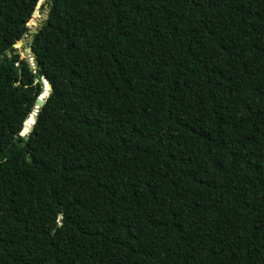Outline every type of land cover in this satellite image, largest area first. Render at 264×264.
Segmentation results:
<instances>
[{"label":"trees","instance_id":"1","mask_svg":"<svg viewBox=\"0 0 264 264\" xmlns=\"http://www.w3.org/2000/svg\"><path fill=\"white\" fill-rule=\"evenodd\" d=\"M38 1L0 0V264H264V0H49L33 68Z\"/></svg>","mask_w":264,"mask_h":264},{"label":"water","instance_id":"2","mask_svg":"<svg viewBox=\"0 0 264 264\" xmlns=\"http://www.w3.org/2000/svg\"><path fill=\"white\" fill-rule=\"evenodd\" d=\"M48 5H50V3L49 4H44L43 5V9H45L46 10V13L45 14H40V17H41V22H42V24L44 23V22H46L47 21V19H48V13H49V6ZM40 6H41V0H39L38 1V3L36 4V7H35V10H34V12H33V14H32V17H31V19L29 20V22L27 23V26L29 27V29H28V32H27V36H25V38L21 41V42H19L18 43V45H22V44H24V45H28V47L27 48H25L24 50H23V55H24V59L34 68V66H35V55H34V53H33V51H32V49H31V47H30V45H31V43H32V41H33V35H35V34H37L38 33V31L41 29V27H42V24L39 26V28L37 29V28H35V27H33V26H31L30 25V23H31V20L33 19V18H35L36 16H38V14H39V8H40ZM36 21L38 20V18H36L35 19ZM16 45H14V47H15ZM16 54V53H15ZM14 54V55H15ZM9 58L11 57V55L8 53V55H7ZM29 58L31 59V62H29ZM46 83V82H45ZM44 83V84H45ZM46 85L48 86V92H43V94L36 100V106H35V111L32 113V115L27 119V120H25L24 122H23V124L21 125V128H20V132H19V136L20 137H22V138H25V140H27L28 139V137H29V135H30V133L33 131V129H34V122H35V120H36V110L38 109V108H40L41 106H43V104H44V102H45V100H46V98L50 95V93H51V90H50V86L46 83ZM27 122H30V131H29V134L26 136V137H23L22 136V128H23V126L25 125V123H27Z\"/></svg>","mask_w":264,"mask_h":264},{"label":"rangeland","instance_id":"3","mask_svg":"<svg viewBox=\"0 0 264 264\" xmlns=\"http://www.w3.org/2000/svg\"><path fill=\"white\" fill-rule=\"evenodd\" d=\"M48 1L49 0H41V6H40V8L38 9L39 10V14H45L46 13V10L45 9H43V5L44 4H46V3H48ZM38 14V16H37V18H38V20H37V24L34 26L35 28H39V26L42 24V22H41V17H40V15ZM32 26V25H31ZM28 27V26H27ZM28 29H29V27H28ZM28 47V45H24V44H22V45H18V43L16 44V46L14 47V49H16V54L19 56V58L20 59H24V55H23V50L25 49V48H27ZM29 62H31V59L29 60Z\"/></svg>","mask_w":264,"mask_h":264}]
</instances>
